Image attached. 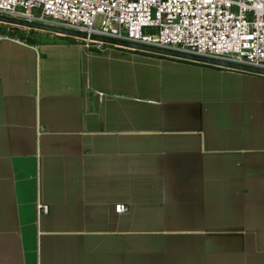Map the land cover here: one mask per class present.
Masks as SVG:
<instances>
[{
  "label": "crops",
  "instance_id": "1",
  "mask_svg": "<svg viewBox=\"0 0 264 264\" xmlns=\"http://www.w3.org/2000/svg\"><path fill=\"white\" fill-rule=\"evenodd\" d=\"M51 34L0 38V264H264V76Z\"/></svg>",
  "mask_w": 264,
  "mask_h": 264
},
{
  "label": "built area",
  "instance_id": "2",
  "mask_svg": "<svg viewBox=\"0 0 264 264\" xmlns=\"http://www.w3.org/2000/svg\"><path fill=\"white\" fill-rule=\"evenodd\" d=\"M0 15L264 69V0H0Z\"/></svg>",
  "mask_w": 264,
  "mask_h": 264
},
{
  "label": "water",
  "instance_id": "3",
  "mask_svg": "<svg viewBox=\"0 0 264 264\" xmlns=\"http://www.w3.org/2000/svg\"><path fill=\"white\" fill-rule=\"evenodd\" d=\"M0 22L10 24V25H14V26L29 28V29L41 30V31L54 33V34L61 35V36L72 37V38H76V39H80V40L89 39V40H92L94 42L113 45V46H117V47H121V48H127V49H131V50H137V51L152 53V54H156V55H161V56H166V57H171V58H177V59H181V60H187V61H191V62H195V63L211 65V66L227 68V69H233V70H238V71H243V72H247V73H252V74L264 76V69L255 68V67L246 66V65H240V64L231 63V62L222 61V60H217V59L201 57V56H197V55H192V54H188V53L158 48V47H154V46H149V45H144V44H139V43H133V42H128V41H121V40L106 38V37L97 36V35H87L86 33L79 32V31H73V30L64 29V28L55 27V26H50V25H45V24H41V23L29 22V21L5 17V16H1V15H0Z\"/></svg>",
  "mask_w": 264,
  "mask_h": 264
},
{
  "label": "rangeland",
  "instance_id": "4",
  "mask_svg": "<svg viewBox=\"0 0 264 264\" xmlns=\"http://www.w3.org/2000/svg\"><path fill=\"white\" fill-rule=\"evenodd\" d=\"M47 34H49V32H44V31L36 30V29L30 30L29 28L14 26V25H10V24L0 22V36L12 37V38H16V39H19L22 41H27L28 39L35 41L36 39H41L42 37L46 36ZM51 35H55V34H51ZM58 36H60V35H58ZM80 41H82V40H80ZM101 44L104 45L103 48L106 47V48H111L114 50L118 49L122 53H147V52L131 50V49H127V48H121V47L103 44V43H101ZM149 54L156 56V54H152V53H149Z\"/></svg>",
  "mask_w": 264,
  "mask_h": 264
},
{
  "label": "trees",
  "instance_id": "5",
  "mask_svg": "<svg viewBox=\"0 0 264 264\" xmlns=\"http://www.w3.org/2000/svg\"><path fill=\"white\" fill-rule=\"evenodd\" d=\"M30 30H31V29H30ZM30 41H31L30 39L27 40V42H30ZM156 56L161 57V58H171V57L160 56V55H156ZM171 59L181 60V59H177V58H171ZM181 61H183V60H181ZM185 61H186V60H185ZM186 62H190V61H186ZM191 63H194V62H191ZM195 64H196V63H195Z\"/></svg>",
  "mask_w": 264,
  "mask_h": 264
}]
</instances>
